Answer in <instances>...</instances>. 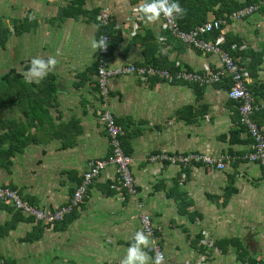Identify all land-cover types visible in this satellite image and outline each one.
Instances as JSON below:
<instances>
[{"label":"crops","instance_id":"crops-1","mask_svg":"<svg viewBox=\"0 0 264 264\" xmlns=\"http://www.w3.org/2000/svg\"><path fill=\"white\" fill-rule=\"evenodd\" d=\"M76 1L0 0L1 31L7 32L0 36V59L4 67L10 64L0 68V77L12 73L10 95L0 97V135L7 134L1 148L13 150L4 159L11 163L0 167V187H14L24 200L50 211L66 204L90 161L111 152L99 117L109 109L124 130L138 195L115 190L117 173L109 166L86 202L52 226L21 217L11 203L0 204V264H116L126 255L142 213L160 229L166 264H196L205 235L220 250L209 264H264V172L258 164L237 159L213 170L149 161L159 152H249L252 137L228 97L231 81L198 87L116 76L104 99L98 87L100 50L92 47L102 31L98 15L106 7L111 12L113 68L167 64L174 65L172 70L181 63L190 70H217L220 57L185 45L164 30L161 17L143 22L137 9L145 0ZM214 18L209 12L208 21ZM228 22L221 33L240 37L253 51L257 73L248 83L251 90L259 88L264 15ZM230 52L242 64L250 63ZM49 57L57 61L53 70L39 84L27 83L31 59ZM262 121L264 128V115Z\"/></svg>","mask_w":264,"mask_h":264},{"label":"built area","instance_id":"built-area-1","mask_svg":"<svg viewBox=\"0 0 264 264\" xmlns=\"http://www.w3.org/2000/svg\"><path fill=\"white\" fill-rule=\"evenodd\" d=\"M262 4H264V0L234 11L227 19L214 18L195 27L191 31L181 29L177 20H172L161 15L165 31L170 32L175 38L196 51L210 53L220 57L222 63L220 69L215 70L206 66L201 71L190 70L181 63H178L172 70L154 65H125L113 68L109 60L111 38L105 32V28L110 24L111 12L107 7L100 11L98 23L102 31L98 41L103 37L106 42V47L99 49L100 56L98 61V87L102 98H109V82L110 79L116 76L134 74L144 82L150 79H156L170 84L181 82L191 83L198 87H205L211 84L221 83L224 80H230L231 87L228 91V97L237 103L238 111L241 115V125L245 127L252 137V148L243 156L233 155L229 152L223 153L222 155H210L197 152H159L149 157L151 163L174 165L182 169L194 165H201L208 169L224 170L230 162L241 159L258 164L264 172V128H261L256 118L257 113L264 110V102L255 99L248 83L250 73L244 67V64L241 63L240 58L234 57L224 47L226 38L221 33L222 27L227 25L229 23L228 21L244 20L254 15ZM137 28L138 26L135 25V29ZM216 32L218 34L215 39L207 38L208 35ZM231 49L245 50L247 46L243 45L241 47L233 44ZM99 115L109 140L111 152L106 158L90 161L88 169L82 175L80 183L66 204L53 211L43 209L24 200L17 189L7 186L0 187V204L11 203L16 210L28 217L34 218L36 222H42L52 226L57 222L63 221L74 210L79 209L86 202L91 187L109 166L115 167L117 173V181L113 188L117 191H123L125 195L127 194L131 197L137 196L138 188L132 171L133 158L126 152L122 143L124 130L117 123L116 117L111 110L104 109L100 111ZM182 175L186 177L185 172ZM137 231H143L146 235H149L151 243L147 251L153 258L157 253H162L164 264H166V256L158 236L160 229L155 226L149 214H141L140 227ZM200 241L205 248V252L202 253L196 264H209L211 254L219 252L220 250L216 247L214 240L208 235H205ZM116 264H120V261Z\"/></svg>","mask_w":264,"mask_h":264},{"label":"trees","instance_id":"trees-1","mask_svg":"<svg viewBox=\"0 0 264 264\" xmlns=\"http://www.w3.org/2000/svg\"><path fill=\"white\" fill-rule=\"evenodd\" d=\"M261 1H263V0H242V1H239V0H179L181 7L185 9L186 13L183 16V18L176 19V20L178 21L181 29H183L185 31H190V30L194 29L195 27L206 23L208 21L209 12H214L215 18H217V19H220V18L227 19L228 16L230 14H232L234 11H237L238 9L243 8L245 6H248V5H251V4L259 3ZM81 2H82L81 0H78L75 3L80 4ZM257 13L259 15H264V4H262L260 6L259 10L256 13H254V15ZM247 18H249V17H247ZM105 32L110 33L109 27L106 29ZM6 33H7L6 31L2 30L0 32V36L6 35ZM217 34H218V32L213 33L211 35H208L207 38L215 39ZM233 44H238L241 47L243 46V43L240 40V37H235L233 35H227L224 47L226 49L234 52L236 55L241 56L244 63L247 61V59L250 60V63L248 65H244V66L248 70V72L251 74V76L254 77L253 75H255L257 73V64L255 63V59H253V57H252L253 51H251V50L248 51V49H245L242 51L241 50H232L231 47ZM111 49H113V41H111L110 51H111ZM255 57L261 59V55L260 56L258 55ZM152 64H155V63H152ZM158 66L164 67V68L165 67L171 68L174 65L171 66V65L164 64V65H158ZM88 72H92V69H89ZM11 76H12V73L9 72V73L0 77V97L1 96L7 97L10 95V79H11ZM251 91H252V93H253V95L257 101H259L260 98L264 99V83L261 84L259 88L254 87ZM257 94H258V96H257ZM9 103H10V101L8 100V104ZM263 115H264V110L258 112L256 115V118L259 120L260 125H262V123H263V121H262ZM117 123L119 124L118 120H117ZM8 127L10 130V125ZM242 129L245 130V127L243 126ZM236 132H238V131H236ZM6 135H7L6 133L4 135L3 134L0 135V167L3 166V167L7 168L8 164H10L11 162L8 161V163L5 164L4 159H9V157L13 154V150H11V149L4 150L3 148H1V144L6 139ZM8 138H10V136ZM123 139L124 138L122 136V143L124 146ZM126 152H127V150H126ZM12 188H14V187H12ZM185 206L186 205L180 206V210L183 213L185 212ZM16 212H18L17 214H19L20 216L22 215V212H20L18 210H16ZM29 218L34 220V218H32V217H29ZM40 223L41 222H39V225H40ZM57 223H60V222H57ZM57 223H55V224H57ZM12 225H14V224H12ZM10 227H11V225H10ZM199 242H200V240H199ZM230 242H232V241H230ZM202 249H203V253H204L205 248L202 247ZM146 251H147V249H146ZM147 253L153 258V256L148 251H147Z\"/></svg>","mask_w":264,"mask_h":264},{"label":"clouds","instance_id":"clouds-1","mask_svg":"<svg viewBox=\"0 0 264 264\" xmlns=\"http://www.w3.org/2000/svg\"><path fill=\"white\" fill-rule=\"evenodd\" d=\"M137 10L140 12L141 20L146 24L156 22L161 15L172 20L183 18L185 15V9L181 7L179 0H145ZM160 39L163 40L164 37L161 36ZM92 47L104 49L106 47L104 38L101 37L99 41L94 40ZM56 64L57 61L54 57H49L47 60L32 58L25 75L26 82L39 84ZM150 243L149 235L143 231H137L120 264H164L162 253H157L152 258L145 251V249H149Z\"/></svg>","mask_w":264,"mask_h":264},{"label":"rangeland","instance_id":"rangeland-1","mask_svg":"<svg viewBox=\"0 0 264 264\" xmlns=\"http://www.w3.org/2000/svg\"><path fill=\"white\" fill-rule=\"evenodd\" d=\"M1 62H4L2 59H0V68H3V69H6L7 67H9L10 66V64H7L5 67H4V65H5V63H1ZM102 111V110H101ZM112 112V111H111ZM113 113V112H112ZM100 117V116H99Z\"/></svg>","mask_w":264,"mask_h":264},{"label":"bare ground","instance_id":"bare-ground-1","mask_svg":"<svg viewBox=\"0 0 264 264\" xmlns=\"http://www.w3.org/2000/svg\"><path fill=\"white\" fill-rule=\"evenodd\" d=\"M106 31V30H105ZM107 33V32H106ZM109 36H110V38H111V35L109 34V33H107ZM111 41H112V38H111V40H110V46H111ZM141 66H144V65H141Z\"/></svg>","mask_w":264,"mask_h":264}]
</instances>
